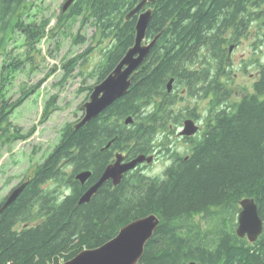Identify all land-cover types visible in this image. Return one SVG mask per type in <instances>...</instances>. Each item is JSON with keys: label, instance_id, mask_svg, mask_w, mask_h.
I'll return each mask as SVG.
<instances>
[{"label": "trees", "instance_id": "16d2710c", "mask_svg": "<svg viewBox=\"0 0 264 264\" xmlns=\"http://www.w3.org/2000/svg\"><path fill=\"white\" fill-rule=\"evenodd\" d=\"M141 1L75 0L68 12L60 13L62 21L89 22L98 45L107 41L91 73L96 85L133 46L137 16L126 20V15ZM27 2L0 0V50L13 34L22 35L27 45L41 38L33 21L24 22ZM262 4L264 0H157L148 5L146 38L158 39L134 73L128 93L79 129L68 125L18 198L2 211L0 264H63L150 215L159 224L140 264H264V230L253 244L235 234L243 199L255 201L264 221V65L257 62L251 92L235 102L222 81L229 75L230 43L246 30L257 32L264 42ZM82 41L79 35L74 39ZM84 55L63 64L66 74ZM20 66L14 59L0 71V138L6 143L28 138L10 118L32 90L23 91L16 101L7 96ZM170 80L174 91L185 87L188 97L210 100L204 134L195 140L189 158L166 171L163 180L104 184L89 203L78 204L104 162L96 147L117 139L128 142L139 132L149 150L156 133L181 121V111L173 117ZM128 117L133 123L126 126ZM86 171L93 172L83 186L74 177Z\"/></svg>", "mask_w": 264, "mask_h": 264}, {"label": "rangeland", "instance_id": "374dc122", "mask_svg": "<svg viewBox=\"0 0 264 264\" xmlns=\"http://www.w3.org/2000/svg\"><path fill=\"white\" fill-rule=\"evenodd\" d=\"M64 3L65 0H28L22 10V16H26L24 22L33 21L41 38L27 45L22 35L13 34L5 49L0 50V71L14 59L20 60L22 65L14 70L7 96L16 101L23 91L32 90V94L25 98L10 118L12 125L28 136L27 140L6 143L0 138V202L18 183L33 176L37 166L58 144L65 128L74 126L82 117L81 107L90 95L88 88L96 85L97 77L91 73L99 64L100 50L107 41L98 45L92 39L95 28L89 22L83 25L80 18L60 20ZM148 5L153 4L148 3L145 9H150ZM77 35L83 38L82 42L74 43ZM256 36L254 32L247 34V38H241L231 50L229 75L222 78L232 93L231 102L251 92L257 62L264 65V42L260 43ZM88 49L90 51L84 55ZM80 55H84V58L80 59L79 65L66 74L63 64ZM178 88L181 89L176 92L180 93L185 87ZM195 101L191 97L187 105L193 106ZM209 101H201L196 109L201 117L199 126L202 130L211 107ZM185 106L181 102L173 105V117L183 112L187 108ZM183 119L170 124L172 127L167 128L168 131L183 127ZM149 172L160 175L162 168L154 167ZM49 186L54 188V184ZM64 191L69 192L68 189Z\"/></svg>", "mask_w": 264, "mask_h": 264}, {"label": "water", "instance_id": "95a60500", "mask_svg": "<svg viewBox=\"0 0 264 264\" xmlns=\"http://www.w3.org/2000/svg\"><path fill=\"white\" fill-rule=\"evenodd\" d=\"M74 1L66 0L61 7L62 12L65 13ZM156 1L142 0L126 15V20H129L137 13L142 12L137 16L134 44L115 69L103 81L93 87L88 101L82 105L83 114L73 126L74 130L96 119L106 108L128 93L134 73L143 65L156 41L154 39L149 45H142L151 18V10L147 9L144 11V8L148 3L154 4ZM231 50L232 47L230 48ZM172 82L173 80H170L167 84L168 91H170ZM131 123H133L131 117L126 118L124 121L125 125ZM197 131L198 127L196 124L191 120H186L181 135L193 136ZM143 161L150 162V158L140 156L126 165H114L107 168L100 180L90 186L79 198L78 204L89 203L99 188L109 179H113V184L117 185L122 173L134 168L136 163ZM90 176V171L81 172L74 177V180L83 185ZM25 185L23 183L11 190L0 207V214L18 198ZM158 224L159 219L155 215L135 220L122 227L113 239L104 243L102 246L95 249L83 250L63 264H140L139 261L143 255L144 247L152 238ZM262 233L263 220L259 216L255 201L250 198L243 199L240 202V212L237 216L236 235L240 239H246L249 243L253 244L259 239Z\"/></svg>", "mask_w": 264, "mask_h": 264}, {"label": "flooded vegetation", "instance_id": "af4514ba", "mask_svg": "<svg viewBox=\"0 0 264 264\" xmlns=\"http://www.w3.org/2000/svg\"><path fill=\"white\" fill-rule=\"evenodd\" d=\"M253 6H255V5H252L249 7H251L252 10H254L255 7H253ZM263 6H264L263 4L260 5V8H262ZM145 10H147V9H145ZM253 25H257V23L254 22L252 24V27H254ZM253 32L257 35V32H255V31L251 30V32H249L246 30L240 37L237 38L236 41L230 43L229 51H228V57H229L230 61H231L230 54L232 52V51H230V48L231 47L233 48L234 45L236 46L243 38H247V34L253 33ZM256 37L258 39V36H256ZM151 41H152V39L148 40L147 38H145L143 44L147 45ZM173 89H174V85L172 86L171 91H170L173 95L172 98H174V105H177L178 103L181 102L187 106V108H186L187 112H186V110H183V112L181 114V117H184V119L182 120V123H184L186 120L193 121L196 124V126L198 127L197 133L193 136L181 135V132L183 130L182 126L176 128L175 131H173V130L168 131V129H167L165 131L158 132L152 137V141L150 143L149 150L145 146L146 145L145 137L139 132L132 133L131 134L132 138L128 142H124V141L121 142V140L117 139V141L116 140L115 141L114 140L109 141L104 146L96 147V150H97L96 153L97 154L102 153L105 158H104L103 164L101 165L100 172L98 173L97 177L91 183H93V184L97 183L107 168L112 167L114 165L115 166L116 165L117 166L126 165V164L134 161L135 159H137L140 156H145L146 158H150V162L143 161V162L136 163L134 168L127 170L126 172H124L120 175V179H119L117 185L113 184L114 183L113 179H109V180L105 181L104 184H109L111 187H117L121 183H140L141 181L145 182L146 179L163 180L165 178L166 171H168L171 168L176 169L180 162L186 161L189 158V156L191 155L192 150L195 146V140L197 138H200L204 134V128L202 130V128L199 126V124L201 123L199 121V119H201V117L198 115L196 109H197V107L201 101H206L209 99H207V98L200 99V96H198L199 97L198 98L195 95L193 98L196 99V101L194 102L196 104L193 106H190V104L187 105V103H189L190 99H191V97L187 98V88L182 89L180 93L174 91ZM170 92H168V93H170ZM173 113H174V111H173ZM131 124H129V125H131ZM129 125H126V126H129ZM183 126H184V124H183ZM169 127L171 128L172 125H169ZM147 150H148V152H147ZM183 150H185V152H183ZM154 167L162 168V173L160 175H152L149 171L152 170ZM92 172L90 171L91 175H92ZM30 179H26V180L18 183L14 187V189L23 183H25V184L28 183ZM88 180L85 183H87ZM46 183H49V182H46ZM78 183H80V182H78ZM83 186H85V184H83ZM88 188L89 187L87 186V189Z\"/></svg>", "mask_w": 264, "mask_h": 264}, {"label": "bare ground", "instance_id": "6f19581e", "mask_svg": "<svg viewBox=\"0 0 264 264\" xmlns=\"http://www.w3.org/2000/svg\"><path fill=\"white\" fill-rule=\"evenodd\" d=\"M74 2H75V1H74ZM72 4H73V3H72ZM72 4H71V5H72ZM145 8H146V7H145ZM145 8H144V9H145ZM68 9H69V8H68ZM150 10H151V9H150ZM67 11H68V10H67ZM67 11H66V12H67ZM61 12H62V8H61ZM66 12H65V13H66ZM62 13H63V12H62ZM140 13H142V12L137 13L136 16H138ZM132 18H133V17H132ZM129 20H130V19H129ZM145 38H146V37H145ZM157 38H158V37L155 38L156 41H157ZM156 41H155V42H156ZM143 42H144V41H143ZM143 42H142V45H144ZM151 42H152V41H151ZM151 42H150V43H151ZM150 43H148L147 45H149ZM154 45H155V43H154ZM154 45H153V46H154ZM153 46H152V47H153ZM151 49H152V48H151ZM128 50H129V49H128ZM128 50H127V51H128ZM126 53H127V52H126ZM126 53H125V54H126ZM124 56H125V55H124ZM124 56H123V57H124ZM123 57H122V58H123ZM121 60H122V59H121ZM121 60H120V61H121ZM119 63H120V62H119ZM117 65H118V64H117ZM114 69H115V68H114ZM114 69H113V70H114ZM113 70H112V71H113ZM112 71H111V72H112ZM108 75H109V74H108ZM131 83H132V82H131ZM172 85H173V82H172V84H171V88H172ZM171 88H170V91H171ZM167 91H168V88H167ZM170 91H168V92H170ZM263 230H264V221H263ZM119 231H120V230H119ZM235 234H236V231H235ZM262 234H263V233H262ZM262 234H261V235H262ZM236 236H237V235H236ZM237 237H238V236H237ZM238 238H239V237H238ZM259 238H260V237H259ZM239 239H240V238H239ZM191 263H194V262H191Z\"/></svg>", "mask_w": 264, "mask_h": 264}]
</instances>
